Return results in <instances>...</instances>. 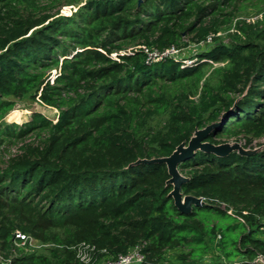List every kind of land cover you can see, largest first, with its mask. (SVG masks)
Segmentation results:
<instances>
[{
    "label": "trees",
    "instance_id": "trees-1",
    "mask_svg": "<svg viewBox=\"0 0 264 264\" xmlns=\"http://www.w3.org/2000/svg\"><path fill=\"white\" fill-rule=\"evenodd\" d=\"M251 4L264 0H0V251L12 264H85L72 248L82 242L95 246L93 264L136 245L139 264L264 256V147L199 149L181 162L183 194L204 198L188 212L170 196L165 163L135 164L171 155L212 123L204 141L216 145L264 138V25L239 20L228 42L217 36ZM210 34L214 42L187 67L127 51L187 47ZM223 61L218 83L195 98L189 82ZM170 85L181 88L168 94ZM28 94L55 107L56 121L35 112L21 125L4 122ZM18 230L50 245L19 247Z\"/></svg>",
    "mask_w": 264,
    "mask_h": 264
},
{
    "label": "rangeland",
    "instance_id": "rangeland-1",
    "mask_svg": "<svg viewBox=\"0 0 264 264\" xmlns=\"http://www.w3.org/2000/svg\"><path fill=\"white\" fill-rule=\"evenodd\" d=\"M258 5L259 4H257V5L251 4V5H248L245 8H243L241 11H239L236 15L235 21L231 25H229L227 27H223L221 29V31L219 32V34H217L218 38L225 43L228 42L230 39V34L232 33V31L234 29V26H235L236 22L239 20H251L253 22V21H257L256 19L259 18L261 25H264V6L263 5L258 6ZM77 7H78L77 4L76 5H64L61 7L60 12L63 14H71L72 11L76 10ZM256 17H258V18H256ZM213 42H214V40L212 41V43ZM209 45L199 46V45H197V43H191V44H189V46H187L186 49H184L182 51L181 59H184V57H194L195 58L196 55H198L199 53H201L204 50H207ZM178 61H180V60H178ZM226 63L227 62L223 61V62H215V63L206 64L202 68V71H201L202 75L200 77V81L199 80L198 81H196V80L192 81L191 80L189 82L191 89L196 94L195 98H198L200 91L202 90V87L205 83H208L209 85H213V86H215L218 83L220 74L217 72V69L219 66H223ZM55 73H56V70H53V73L51 75L52 78H55V76H56ZM178 87L181 88L180 86H178ZM178 87H175L174 85L168 86L166 88V90L168 91L167 93L169 94L170 92L175 93V92L179 91ZM35 112L42 113L43 115H45L46 117H48L50 119H53L54 121H56V119L58 117V110L55 107L45 105V104L41 103L37 98H34L31 94H28L22 98L15 99V106L7 114L4 122H6V123H17V124L21 125L25 122L30 121L32 118V115ZM162 124H163V118H161V117H155L151 121V125L154 128H159L162 126ZM235 142L240 144L241 146H243L245 140L244 139L236 140V139L232 138L231 140L226 141L225 143L231 144V143H235ZM18 145L19 144L13 145L10 149V152H12V153L16 152L19 148ZM263 147H264V138L254 140L253 143L249 147H244V149L247 151H251V150L261 149ZM9 154L10 153L8 152V155ZM261 237L264 238V233L261 234ZM167 255H168L167 257H168L169 261H175L177 251L168 252ZM105 260H106V258H105ZM103 261L104 260H102V263H103Z\"/></svg>",
    "mask_w": 264,
    "mask_h": 264
},
{
    "label": "built area",
    "instance_id": "built-area-1",
    "mask_svg": "<svg viewBox=\"0 0 264 264\" xmlns=\"http://www.w3.org/2000/svg\"><path fill=\"white\" fill-rule=\"evenodd\" d=\"M213 38H214L213 34H210L207 36L205 40L197 43V45L199 46L209 45L212 43ZM186 48L187 47L180 48V47H176L172 45L170 47L160 49L157 47L136 45V46H131L127 48V51H132L135 49H142L146 54L147 63H153V62L167 59V58H174L176 60L182 61L183 67H187V66L193 65L196 62L197 55L195 58L194 57H184V59H181V53ZM127 51H122L121 53H126ZM116 54L117 53H114L113 55L116 56ZM203 201H204V198H201V203H203ZM14 242L19 247H26L27 245H29L32 248H37V249L50 245V244L39 243L32 236L24 232H21L19 230L14 233ZM72 248L76 250L77 257L80 259L81 262L85 264L94 263V258H95L94 254L96 251V248L94 245H90L86 242H82V243H79L73 246ZM144 258L145 256L141 252V246L136 245L126 254H120L115 258L108 257L106 260L103 261L102 264H139L144 261ZM0 264H12V257H6L0 251ZM250 264H264V256L259 255Z\"/></svg>",
    "mask_w": 264,
    "mask_h": 264
},
{
    "label": "water",
    "instance_id": "water-1",
    "mask_svg": "<svg viewBox=\"0 0 264 264\" xmlns=\"http://www.w3.org/2000/svg\"><path fill=\"white\" fill-rule=\"evenodd\" d=\"M219 123H212L204 128L196 129L193 136L188 142H182L176 147L173 153L169 156L153 158V159H140L135 162L137 163H152V162H163L167 165L170 179L168 183L173 185V189L170 192V196L173 197L175 205L182 211H190L193 204L200 205L201 197L193 195H184L182 192V185L188 180L179 169V164L185 161L188 157L193 155L197 150H205L213 152L219 156L228 154L229 152L236 150L241 154H247L257 150L247 151L238 143H222L213 144L208 141H204L206 136L216 127Z\"/></svg>",
    "mask_w": 264,
    "mask_h": 264
}]
</instances>
